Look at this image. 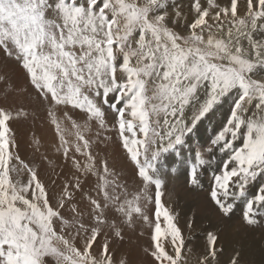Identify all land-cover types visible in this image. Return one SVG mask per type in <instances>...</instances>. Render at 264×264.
Masks as SVG:
<instances>
[{
    "label": "snow or ice",
    "instance_id": "6c2138e0",
    "mask_svg": "<svg viewBox=\"0 0 264 264\" xmlns=\"http://www.w3.org/2000/svg\"><path fill=\"white\" fill-rule=\"evenodd\" d=\"M0 53V264H132L113 245L153 218L151 264H188L179 213L162 202L175 164L193 190L211 173L207 198L225 216L240 200L247 225L264 216V0H246L243 14L238 0H0ZM29 92L69 168L58 191L21 158L10 126L34 118L7 103ZM97 127L116 131L131 184L97 151L113 139L93 138ZM219 239L207 232L197 264H221ZM227 264L248 262L233 249Z\"/></svg>",
    "mask_w": 264,
    "mask_h": 264
},
{
    "label": "bare ground",
    "instance_id": "6f19581e",
    "mask_svg": "<svg viewBox=\"0 0 264 264\" xmlns=\"http://www.w3.org/2000/svg\"><path fill=\"white\" fill-rule=\"evenodd\" d=\"M218 2H220L221 4H224L226 2V0H218ZM245 2H246V0H238V10H239V6L243 5ZM184 6L186 7L187 5H184ZM0 55H3V54L0 53ZM1 58H2V56H1ZM10 68H11L12 71L15 70L14 74L17 76V78L18 77L21 78L23 76V71L21 69H19V68L15 69L14 66H10ZM259 75L264 76V72H260ZM17 83L21 87H27V85L24 83V81L19 80V81H17ZM24 97H27L28 99H30L29 102H33V101H34V103L38 102V101L35 100V95H33L32 92H29V93H25L22 96L11 97L7 101V103H9V104L13 103L14 105L18 106L20 101H22ZM32 98H34V99H32ZM41 107H42V109H41L42 112H39V115H44V119H45V122H46L45 126L43 127V130H41L39 128V127H42L40 125H41L43 119L37 118L35 116H34V118H32L31 121L19 122V121L22 120V118L17 119L18 121L11 122L10 126H11V128L13 129V131L15 133L16 140L19 142V149L23 148L24 150L28 149V150L35 151V153L38 155L37 156L38 159H40L39 164H41V166L43 168L47 169L49 171V173L52 174V176L50 178V186L49 187L53 191H58L59 190L58 185H60V183L65 179V174L68 173L69 168L65 165L64 160H61L63 158L61 154H58L59 155V157H58L59 160L57 159L58 161L56 160V162H55V161L52 160V157L54 156L53 154L55 153L53 144L54 143L58 144V137L56 136V141H55V139H54L55 133L51 132V131L54 130V127L50 124L49 118L47 117V111H46L45 106L41 105ZM56 115H57V117H61V113L59 111L56 112ZM110 117H112V116L110 115ZM211 117L212 116H210L209 119L205 120L204 124L201 125V134H203L205 132V129L207 128L208 125H211V123H210ZM109 121H111V120H109ZM62 124L68 130L69 135L67 136V138L74 141L75 137H74V135H71V133L74 130L71 129L70 124H68L66 122H63V121H62ZM33 126H34V128H33ZM35 131H36V133H34ZM97 131H99L100 136H101V134H106L107 133V132H105L103 130H99L98 127L94 128L93 132H92L93 138H95V135H96ZM109 134L113 138L112 141L108 142V145H107L106 149L102 148V146H104V144H100V147H99V149H97V151L100 153L101 156H103L104 154H107L108 157H109L110 165L114 166L115 169L117 168V165H119L121 163H125V165L123 167L129 169L130 180L132 181L133 165H132L131 161L127 158L126 153L124 152V150L120 147L117 134L113 133L112 131L107 133L108 136H109ZM46 136L51 140L49 143L44 142L41 145H38V143L34 144V141H41L42 142V140H44ZM186 147L187 146H185V148ZM185 154H186V152H184V155ZM56 156H57V154H56ZM44 157H47V159H44ZM167 159H168V163L172 164V161H173L174 157L172 155H169L167 157ZM49 161H51V166L49 164ZM173 166L176 167L178 169V171L174 175H171V174L168 175L167 180L174 179L176 177L180 178L182 176V171L180 170L181 166L179 164H175ZM118 167H120V166H118ZM126 179H127V177H126ZM53 182H55V183H53ZM207 185H209V184H207ZM207 185L205 184L204 188H205V186L207 187ZM77 195H79V194H77ZM172 195L173 194H171V196L168 197L170 200H162V202L167 207H169L171 210H173L174 212L179 213V216H178L179 226L180 227L181 226L184 227L185 230L190 233V236L195 235L198 232L201 233V228L199 226H197V219H199L198 217L196 219V223L194 224V226L191 229H189L187 227L186 223H184V224L181 223L180 218H184V217L187 216V213L184 210H187L188 214H189V212L191 214L192 213V210H191L192 208L191 209H182L181 207H179L180 205L173 200V198L175 196L174 195L172 196ZM189 201H191V199ZM242 205H244V201L240 200L238 202L237 206L235 207V209L239 208ZM206 219H208V218H206ZM161 224H162V227H163V221L162 220H161ZM220 225L221 224H217V225H215L213 227L211 226V230L213 232L218 233V235L220 237V239L218 241V246L221 247L223 249V251H224V250L228 249L227 247H231L230 243H232V241L235 242L236 241V237L234 236L233 239L231 238V236H232L231 235V230L232 229L223 228L224 231H219V227L221 228ZM148 230H149L148 225L143 224L142 222L138 221L137 222V226H136V228L134 230L125 229L126 234L124 236V239L122 241H117L113 245V250L116 251L120 247L124 248L122 242H126L125 249H128V246H129V248L132 249V251L137 246H139L141 248L144 247L145 246L144 245L145 240L146 239L150 240V237H148L147 233H146ZM150 242H151V240H150ZM194 242H193L192 246L188 247V248L191 249V252L188 253V264H197L196 263L197 258L200 257L203 252H205V250L200 249L199 244L196 242L197 253H196V258H195L193 256V253H194V251L196 249V245L194 244ZM245 242H247V243H245V244H243V245H241L239 247H234L233 249L242 251V253L244 255V260L246 262H248V264H264V260L262 259L261 255H260V250L251 248L249 246V242L248 241H245ZM227 243H229V244L227 245ZM149 244H148V247H149ZM233 249H232V251H231V253L229 255H224L222 253V257L220 256L221 258H219L220 261H221V264H227V261H228L229 257L233 254ZM169 250H171V249L169 248ZM139 256L141 257L140 258L141 259V263H143V264H151V258L146 256L145 253H142ZM129 257L132 259L131 256H129Z\"/></svg>",
    "mask_w": 264,
    "mask_h": 264
},
{
    "label": "rangeland",
    "instance_id": "374dc122",
    "mask_svg": "<svg viewBox=\"0 0 264 264\" xmlns=\"http://www.w3.org/2000/svg\"><path fill=\"white\" fill-rule=\"evenodd\" d=\"M178 3H182L184 5H187V0H178ZM245 10H246V2L243 5L239 6L238 13L243 14L245 12ZM1 56L3 58V55H0V59H2ZM12 66H14V65H12ZM15 69H18V68L15 67ZM14 72H15V70H13V73ZM14 79L16 81H19V80L24 81V75L21 78H19V77L17 78V76L14 74ZM24 83H25V81H24ZM33 95H35V93H33ZM32 99H34V98H32ZM29 101H30V99H28L27 97H24L23 100L20 101L18 106H22L25 110L33 112L35 114V117L43 119V121L40 125L42 127H39L41 130H43V127L45 126L46 122L44 119V115H39V112H42L41 111V109H42L41 104H40V102L34 103V101L33 102H29ZM228 108H229V105L225 104L221 113L218 112L216 115L211 117V121H210L211 125L207 126V129L209 131L201 134L202 136L206 137L207 135H210L211 134V128L219 126V123H220L222 116H223V112H226L228 110ZM108 116H107V118L109 120H111V121H109L107 119L108 124L110 126L113 118L110 117V115H108ZM32 118H33V116L30 115L27 118L28 120L27 119L25 120L24 118H22V120L19 122L31 121ZM15 121H18V120H15ZM15 121H12V122H15ZM33 128H34V126H33ZM51 132L55 133L54 130ZM112 132L117 134L115 130H112ZM34 133H36V131ZM107 133L101 134V137L107 135ZM109 136H110V134H109ZM54 139L56 141V135L54 136ZM118 140H119V138H118ZM50 141L51 140L46 136L45 139L42 140V142L39 141L38 145H41L44 142L49 143ZM35 143H36V141H34V144ZM194 146H195V144H193V147ZM102 148L106 149L107 146L104 145V146H102ZM54 152H55V149H54ZM184 152H186L185 156L189 155V153L187 151V147L184 149ZM55 153L53 154L54 156L52 157V160L56 162L59 155L56 153L57 154V156H56ZM19 154H20L21 158L24 159L25 162L29 163L30 165L39 167L38 170L40 173V178L42 180H44L50 186V178H51L52 174L49 173V171L47 169L43 168L41 166V164H39L40 159H38V157H37L38 155L35 153V151L28 150V149L24 150L23 148H21V149H19ZM61 160H63V158ZM124 165H125V163H121V164L117 165L116 170H117L118 174L120 176H122L123 178L125 177V179H126V177H127V179H126L127 182L128 183L130 182L129 184H131L132 181L130 180L129 169L123 167ZM118 166H120V167H118ZM210 175L211 174L209 173V175H208L209 177L206 176L207 179L204 177L205 178L204 179V185L209 184ZM208 187H209V185H207V187L205 186V188H203L202 190L201 189H195V190L191 189L189 186H187L185 184L184 175L182 172V176L180 178L176 177L174 179L167 180L166 188L163 190L164 194H163L162 200H170L168 197H170L171 195H169V194H173L175 196L173 198V200L180 205L179 207H181L182 209H191L192 208L191 209L192 213L193 212L197 213V217L199 218V219H197V226H199L201 228V233L198 232L195 235L190 236V233L188 231H186L184 227L181 226V229H182V232H183V235L185 238L186 247L188 248L189 246H192L193 242L195 241L194 242L195 245L197 242L200 246V249L206 250V247H207L206 234H207V232L212 231L211 226L213 227L217 224H221L220 225L221 228L219 227V231H224L223 228L232 229L231 230V235H232L231 238L233 239L234 236L236 237V241L235 242L232 241V243H230L231 247H227L228 249H226L222 252L224 255H229L234 247H239V246L247 243L245 241H248L249 246L251 248L260 250V255H261L262 259L264 260V216H261L259 218V223L255 224V225H247L242 219V209H243L244 205L240 206L237 209H234L233 213L230 216H225L224 214L217 211V209L209 202V200L207 198ZM190 199L192 202L189 201ZM149 207L154 209V204H149ZM184 211L187 213V216L184 218H180L181 223H183V224L186 223L187 219L192 214V213L190 214V212L188 214L187 210H184ZM206 218H208L209 220ZM153 227H154V218H153ZM153 227L148 226L149 230L146 232L147 236L150 238H151V233L153 231ZM122 243H123L124 248L120 247L115 251L117 256L118 257L119 256H131L132 257V259H131L132 264H143V263H141V259H140L141 257L139 255H141L142 253H145L144 249L148 247L150 240L146 239L144 242V245H145L144 247L141 248V247L137 246L133 251H132V249L129 248V246H128V249H125L126 242H122ZM228 244L229 243H227V245ZM196 253H197V245H196V249L193 253V256L195 258H196ZM220 256L222 257V254ZM221 257H219V258H221ZM196 263H197V261H196Z\"/></svg>",
    "mask_w": 264,
    "mask_h": 264
}]
</instances>
